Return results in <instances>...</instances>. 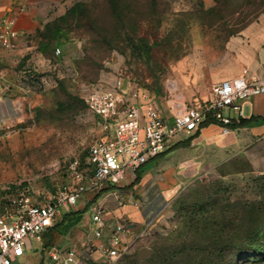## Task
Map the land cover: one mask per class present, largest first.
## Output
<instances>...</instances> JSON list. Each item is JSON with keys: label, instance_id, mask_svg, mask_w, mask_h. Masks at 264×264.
I'll use <instances>...</instances> for the list:
<instances>
[{"label": "rangeland", "instance_id": "1", "mask_svg": "<svg viewBox=\"0 0 264 264\" xmlns=\"http://www.w3.org/2000/svg\"><path fill=\"white\" fill-rule=\"evenodd\" d=\"M81 3L18 65L22 120L0 127V203L20 185L48 200L75 162L88 166L90 145L108 129L86 98L119 77L167 115L210 100L228 40L264 9V0H117L116 12L108 0ZM196 136L165 150H178L168 163L185 162L179 185L144 237L108 264H264V173L242 152L217 158ZM143 248L152 253L140 259Z\"/></svg>", "mask_w": 264, "mask_h": 264}, {"label": "crops", "instance_id": "2", "mask_svg": "<svg viewBox=\"0 0 264 264\" xmlns=\"http://www.w3.org/2000/svg\"><path fill=\"white\" fill-rule=\"evenodd\" d=\"M76 2L0 0V24L5 19H14V28L19 34L14 48L0 46V127L12 126L22 120V99L18 96V87L25 76L23 71L18 70V65L42 39L40 34L46 26L64 16ZM226 51L228 61L223 62L218 75L221 79L218 81L239 77L244 70L248 71L249 77L264 78V9L228 40ZM232 115L238 117L235 113ZM243 118L250 119L249 123L233 128L226 136L220 135L218 125L208 124L195 135L196 139L202 144L207 143L206 146H216L217 158L223 156L226 160L230 154L244 153L251 163L252 171L262 174L264 94L245 102ZM176 138V143L184 141L183 137ZM175 139L169 147L176 144L173 143ZM209 140H213L212 143ZM177 151L164 152L137 172H129L119 185L101 192H86L70 211H60L53 227L38 237L29 238L24 255L13 264H60L51 259L50 250L54 247L63 251L73 249L79 264H108L111 258L107 249L111 247L110 240L117 225L126 227L118 246L122 249L123 246H131L133 239L150 228L163 214L169 192L180 182L175 175L176 167L185 163L182 159H178L175 164L166 161ZM137 177L140 179L136 182ZM100 209L103 212L98 222L94 216ZM98 229L102 231L101 237L95 235Z\"/></svg>", "mask_w": 264, "mask_h": 264}, {"label": "built area", "instance_id": "3", "mask_svg": "<svg viewBox=\"0 0 264 264\" xmlns=\"http://www.w3.org/2000/svg\"><path fill=\"white\" fill-rule=\"evenodd\" d=\"M14 19L0 24V46L15 47L19 34ZM57 54L60 49H56ZM264 94V78L248 76L244 70L235 78L217 81L212 85V98L203 104L177 105L170 115L139 93L127 89L122 77L105 89L94 91L86 98L89 112L96 116L107 130L106 137L98 138L88 149V166L80 168L75 162L69 181L50 199H39L29 185H20L7 203H0V264H13L25 253L29 238L38 237L53 227L62 209L70 211L88 191L101 192L119 185L129 172H137L149 161L165 152L179 135L193 137L205 123L216 124L220 135L226 136L233 125L243 118V107L252 97ZM232 113L238 115L234 118ZM103 209L94 219L101 221ZM147 229L138 237H144ZM126 227L117 225L107 249L111 260L129 251L130 246L119 249ZM96 237L102 231H95ZM51 259L60 264H79L73 249L63 251L54 247Z\"/></svg>", "mask_w": 264, "mask_h": 264}, {"label": "trees", "instance_id": "4", "mask_svg": "<svg viewBox=\"0 0 264 264\" xmlns=\"http://www.w3.org/2000/svg\"><path fill=\"white\" fill-rule=\"evenodd\" d=\"M111 7H112V10L116 12V2L117 0H108ZM84 7H86V4L85 3H81V4H75L73 7H71L68 11V13H77L78 12V8L79 9H83ZM53 24H50V25H47L46 26V29L40 34L41 37H44L46 32L47 31H53L54 30V27H53ZM58 30V29H56ZM46 31V32H45ZM60 33V32H59ZM59 33H56L55 35V38H59ZM250 119H244V118H241L240 119V123H238L237 125H233V128H237V127H242V126H246L248 123H249ZM205 126H208V122L205 123ZM191 142V138L185 140V141H182L181 144H190ZM140 179V177H137L136 179V182ZM259 248H263V246L259 245Z\"/></svg>", "mask_w": 264, "mask_h": 264}, {"label": "water", "instance_id": "5", "mask_svg": "<svg viewBox=\"0 0 264 264\" xmlns=\"http://www.w3.org/2000/svg\"><path fill=\"white\" fill-rule=\"evenodd\" d=\"M152 251L148 248H143L141 250L138 251V257L140 259H143L144 257H147L149 255H151Z\"/></svg>", "mask_w": 264, "mask_h": 264}]
</instances>
